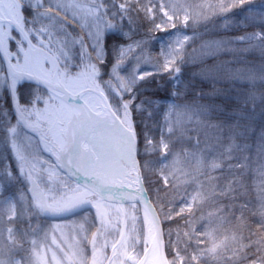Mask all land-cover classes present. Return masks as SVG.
I'll return each mask as SVG.
<instances>
[{
    "label": "snow or ice",
    "instance_id": "1",
    "mask_svg": "<svg viewBox=\"0 0 264 264\" xmlns=\"http://www.w3.org/2000/svg\"><path fill=\"white\" fill-rule=\"evenodd\" d=\"M139 2L140 0H22L19 5L20 27L9 28L10 35L4 38L3 24L0 22V58L6 60L8 65L3 74H0V96L7 91L11 113L15 116L13 120L8 107L0 108V114L6 115V123L0 131L5 134L17 162L19 175L33 186V190L40 188L39 192L33 193L31 210L27 208L32 217L24 218L21 215L17 216L16 220L8 221L17 223L24 219L29 225L23 229H6L8 233L6 239L13 245L12 251L23 253L18 259H13L11 264H48L49 259L53 264H89L88 255L85 254L81 241L74 243L65 241L61 247L56 244L53 236L52 244L62 254L58 260L55 252H51L49 256V250L42 251L41 245L29 236V233L38 230V226L34 228L30 223L34 216L40 213L53 217L75 214L78 210H87L89 205L95 208L92 222L98 217L100 223V231L93 235L90 242L86 236L82 237L85 243H91V264H138L140 260L134 251L135 246L130 248L128 241L123 237L116 242L103 239L97 246V236L116 230L115 224L108 219L112 215V210L98 193L87 187L83 190L77 188L71 195L59 200L46 194L50 185L63 183V177L58 171L60 167L65 166L64 156L67 150L64 145L55 141L51 146L44 143L43 137L41 146L44 151L55 157L54 162L34 156L27 149H21L22 140L26 138L25 128L32 127L22 126L23 119L17 107L23 101L21 89L28 86V81L46 80L47 83H51L48 78L58 76L61 79L93 81L103 79L109 86L116 82L117 87L122 89L119 98L123 100V96L129 97L128 101L123 103L126 110L137 114L143 113L150 120L159 117L158 139L149 141L147 137L144 138L149 154L160 152L166 160L169 155H177L171 150V144L175 141L169 138L175 137V140L186 141L192 148L182 147L180 155L192 159L197 164H203L208 171L220 174L211 179L220 180L225 173L231 174L224 185L222 194L225 197L235 193L237 188H245L242 177L249 174L250 170H254L259 178L260 198L264 201V127L256 145V161L248 155H236L237 152L250 148L246 143H238V140L242 139L246 132L254 131L245 122L249 120L250 113L255 111L258 103L261 105V114L264 115V91L260 90V87L264 86V64L258 69L254 64L249 65L240 61L243 67L229 69L224 65L233 61H226L217 65H205L195 74L201 79L239 81L243 89H246L243 101L240 96L223 94L221 97L220 90L215 87L209 92L194 91L195 83L189 79L185 84L181 80L182 68L177 66L184 63L183 52L199 35L195 32L198 25L206 26L212 19H216L219 24L214 28L224 32L245 26L243 18H229L236 7L235 3H230L225 8L223 0H220L219 11H213L214 6H217L213 0H204L200 4L185 0L186 6L168 3L167 7L172 11L169 15V12L165 11V3H161L160 0H146L148 7H137L134 14L133 5L138 6ZM157 6L160 9L159 17L162 23L174 31L169 32L167 28L162 30L165 35L172 37L167 42L165 52L162 53L163 62L152 65L155 71H142L141 69H145L148 64L144 56L147 41L143 38L137 39L142 27L138 14L143 12L144 21L154 26L147 33L150 35L152 30H161L160 24L154 23L157 19V12L154 10ZM238 6L241 10L244 9L243 0H240ZM53 8L57 11H52ZM81 9L83 12L78 16L77 12ZM58 12L64 15H58ZM68 16H71L74 23L67 19ZM177 25L180 27L177 28ZM69 28L72 29L71 33L68 31ZM187 28L193 29V36L186 34ZM109 32H116L119 35L109 37ZM109 40L113 41L112 45H109ZM236 43L248 44L249 51L259 50L264 60V31H255L242 36L205 41L199 50H194L199 54L193 57V61L204 63L207 59L231 54L237 50L227 46ZM173 44L175 46H172ZM221 71L224 73L222 76L219 75ZM164 74L170 77L168 83L175 85L174 88L167 89L165 100L178 101L189 93L194 96L193 100L190 102L185 100L183 104L172 103L165 108V105L158 104L154 99L156 95L139 98L138 89L144 81ZM36 91L34 88V95ZM217 98H221L223 102L217 103ZM204 100L209 102L203 103ZM41 102L42 98L36 100V103ZM229 102L235 107L230 106ZM189 132H194L195 135H189ZM12 179L14 177L10 165H6L3 175H0V190L3 193L4 183ZM2 198L5 203H9L7 196L3 194ZM20 199L24 197L21 196ZM243 207L244 205H241V208ZM59 228L58 224L51 225V232L54 233ZM79 230H84L82 225ZM3 231L0 230V236H3ZM18 233L26 237L30 249H24L23 244L16 240ZM45 236L48 239V233H45ZM150 250L145 249L146 253ZM183 259L180 258L179 264H183ZM193 259H196L195 255ZM0 264H4V261L0 260Z\"/></svg>",
    "mask_w": 264,
    "mask_h": 264
},
{
    "label": "trees",
    "instance_id": "2",
    "mask_svg": "<svg viewBox=\"0 0 264 264\" xmlns=\"http://www.w3.org/2000/svg\"><path fill=\"white\" fill-rule=\"evenodd\" d=\"M194 4L203 3L204 0H188ZM214 5H218L220 0H213ZM225 8L230 3H235L236 7L230 14V19L243 18L245 26L227 32L215 29L214 26L219 24V21L212 19L206 26L201 24L195 29L199 35L189 45L191 48H198L199 44L212 39H219L221 37H236L242 36L245 33L255 31H264V0H243L244 9L239 8L240 0H224ZM137 7L146 8V0H140L139 5H133L134 14ZM217 7V6H214ZM52 11H57L53 10ZM157 12V19L154 23L161 22L159 17V6L155 8ZM63 16L62 13H57ZM142 22L140 28V35L137 39L143 38L151 43L150 55L158 62L162 61V56L159 53V48L156 40L152 36L159 34V30H152L151 34H147L154 26L144 21V13L138 14ZM68 19V18H67ZM69 20V19H68ZM71 21V20H70ZM73 23V22H72ZM71 33L72 29H68ZM74 34V33H73ZM119 35L116 32H110L109 37ZM109 45L113 41H108ZM227 47L237 51L227 54L219 55L215 59H207L204 63L199 61H188L182 65L181 80L187 84L189 79L195 83L196 89L194 91L209 92L215 87L223 94L235 97L240 96L241 101L244 100V92L242 84L239 81L233 80L216 81L212 79H201L195 74L199 72L205 65H217L226 61H233V63L224 65L226 68L234 69L243 67L240 61H244L249 65H256L257 68L264 64L259 50L249 51V45L246 43H236L228 45ZM14 50V49H13ZM245 50V51H240ZM109 59H111V54ZM3 66V65H2ZM4 68L1 69L0 74H3ZM224 73H219L222 76ZM164 75H157L148 80V84L143 83L138 89L139 98L145 96L156 95L154 99H164L167 95V89L175 86L169 84ZM164 84L161 86L160 84ZM148 87V88H147ZM140 90V91H139ZM183 90V89H182ZM264 91V86L260 87ZM8 98H10L7 95ZM120 96L116 93L114 101L120 102ZM4 98V96L2 97ZM194 96L189 93L186 97H182L176 101L177 104H183L185 100L192 101ZM124 99V98H123ZM129 98H125L127 102ZM209 101L204 100L203 103ZM217 103H222L221 98H217ZM121 104V103H120ZM230 106L235 105L229 102ZM123 107V103H122ZM121 118L126 122L136 133V146L139 151V160L142 166L143 173L147 176L148 188L150 190L151 198L155 200L156 207L162 218L165 229L174 226L196 225V232L191 234L188 240V246L192 251H204L208 247L212 248V252L200 260L202 264H264V201L260 198L258 190L259 178L254 170H250L249 174L242 177L245 188H237L235 193H230L225 197L222 193L225 182L230 178L231 174L225 173L222 179L213 180L211 177L219 176L217 172L208 171L203 164H197L194 161L188 162L187 171H189V178L187 181L180 184H167L162 182V178L158 173V159L156 152L149 154L148 148L144 143V138H149L153 135V130H150L149 119L143 113L129 112L123 107ZM248 111V109H245ZM127 117V119L125 118ZM129 122V123H128ZM246 125L254 129L253 132H246L242 139L238 140L240 144H248L250 148L246 151L237 152L238 156L248 155L257 159L256 145L260 137L262 127H264V115L261 114V105L258 103L255 111L250 113V118L245 122ZM227 134V130H226ZM189 135H195L194 132H189ZM139 136V143H138ZM159 137L158 130L154 141ZM203 138V137H202ZM175 142L171 144V150L180 154L181 148L191 149V144L175 140V137L169 138ZM203 147V145H201ZM194 150V149H193ZM255 167V164H253ZM193 197H196L194 200ZM232 197H235L234 199ZM194 201L196 206L188 207L186 204ZM241 205H244L241 208ZM1 214V207H0ZM27 218L26 216H23ZM16 220V219H13ZM35 220V219H32ZM31 220V221H32ZM17 229L27 228L28 221L22 219L20 222L12 223ZM3 226L0 223V227ZM211 234V235H209ZM18 239L23 244H26V237L18 233ZM3 240L0 236V245ZM197 243V246L196 244ZM181 250V249H180ZM20 253L19 255H22ZM48 264H51L50 260Z\"/></svg>",
    "mask_w": 264,
    "mask_h": 264
},
{
    "label": "flooded vegetation",
    "instance_id": "3",
    "mask_svg": "<svg viewBox=\"0 0 264 264\" xmlns=\"http://www.w3.org/2000/svg\"><path fill=\"white\" fill-rule=\"evenodd\" d=\"M9 26L15 29V26L12 24H9ZM21 39L23 38L21 37ZM0 62L3 65L1 58ZM48 79L64 86L63 83L57 81V76H51ZM101 80L104 82L103 79ZM34 88L37 89L35 95L33 93ZM86 91L87 93H75V95H79L81 101L91 111L92 122L89 121L83 105L78 100L68 101L62 99L41 86L32 83H28L27 87L21 89L23 101L17 107L23 119L22 126L32 125L31 128L26 127L25 132L35 138L31 145L38 149L37 155L39 154L42 159L55 161V157L43 150L41 146L42 137L44 143L51 146L53 141H55L58 144L64 145L67 150V154L64 156L65 166L60 167L58 171V174L63 177V183L50 185L46 190V194L55 198L62 191L65 193L64 197H66L71 195L77 188L83 190L86 186L74 179L78 177L87 183L98 185V187L114 193L112 197L116 200L125 198L127 194L132 195L130 198L139 196L142 193V186H144L149 194V180L140 168L138 160L139 151L136 146V136L132 127L123 121L126 130L119 129L118 119L121 117L113 109L108 96L100 92L95 83H91ZM86 94H91L90 96L93 100L97 101L98 110H95L91 105L92 100L84 98ZM7 95V91H5L4 95L0 96V108L8 107L9 114L12 115V119L14 120L15 116L11 113L10 98ZM3 96L4 98H2ZM41 98L42 102L36 103V100ZM5 123L6 115L0 114V129L3 128ZM22 145L25 147L23 140ZM69 160L71 163H69ZM6 165H10L13 175L15 173L19 174L17 162L12 155L5 134L3 131H0V169L5 168ZM41 187H43V184H41ZM22 188L23 192H28L30 195H33L34 191H40V188L33 190V186L30 183L27 185L26 182L22 183ZM102 200L107 205H116L118 208L125 207L127 204H134L132 202H113L103 197ZM136 204L145 211L143 204ZM94 212V206L89 205L87 206V210H78L75 214L53 217L40 213L36 216L43 221L47 219V222L51 220H72L75 222L78 226L74 230L76 235L75 239L76 241H81V245L85 249V254L88 255L89 264H91V243H85L82 237L86 236L90 242V234L100 230L99 218L97 217L96 221L92 222ZM44 225H46V222H44ZM81 225L84 229L82 231L79 230ZM121 229L122 227H120V232ZM146 229L147 227L144 228V236L148 239L149 232ZM105 234L112 237L118 233L109 231L105 232ZM150 239L151 237L149 236L148 240ZM151 242L152 239L144 245L143 252L141 251V247L134 248L140 260L146 252L145 249L150 247ZM167 255L169 256L168 251ZM145 264H159L158 253L153 251L147 258Z\"/></svg>",
    "mask_w": 264,
    "mask_h": 264
},
{
    "label": "rangeland",
    "instance_id": "4",
    "mask_svg": "<svg viewBox=\"0 0 264 264\" xmlns=\"http://www.w3.org/2000/svg\"><path fill=\"white\" fill-rule=\"evenodd\" d=\"M161 3H165V11L169 12V15L172 14L171 9L167 7L168 3H171L173 5L175 4H182L186 6L185 0H160ZM20 3H22V0H0V22L3 24V35L4 38H7L8 35H10L8 29L10 28L9 23L5 20H14L16 22L21 21L20 17ZM148 6V4L146 3ZM216 5V4H215ZM219 5V4H218ZM214 7L213 11H219V7ZM223 6L225 7V2L223 0ZM151 7V5H150ZM227 8V7H226ZM53 10H56L53 8ZM197 10L198 9H194ZM83 12V9L78 10L77 15L79 16L80 13ZM63 14V13H62ZM180 17H183V12L180 13ZM71 22L72 21L71 16L67 17ZM161 30L159 34H156L152 36L153 40H156V44L159 48V53L162 56V53L165 52L167 42L172 39V37L165 35L164 32L162 31L163 29L167 28L169 32L174 31L171 29L167 24H164L159 22ZM180 25H177V28H179ZM197 28V27H196ZM195 28V29H196ZM185 32L188 36H193V29L192 28H187L185 29ZM110 33V32H109ZM108 33V34H109ZM203 43V42H202ZM199 44L198 48H191L190 46H187L185 51L183 52V59L184 63H187L188 61H192L194 56H198V51L194 50H199L201 47V44ZM150 45L151 43L147 41V47L144 52V56L148 60V64L145 69L146 71H155V69L152 68V65L155 63H158L153 57L150 55ZM172 46H175L174 44ZM171 58V57H170ZM163 61V57H162ZM198 61V60H197ZM21 62H23L21 58ZM194 62V61H192ZM183 63V64H184ZM183 64H178L177 66L182 67ZM3 68L1 62H0V71ZM166 80H170V77L165 74ZM51 77V76H50ZM152 78V77H151ZM149 78L148 80H150ZM148 80L144 81L143 83H146L145 85L148 84ZM57 81L63 83L70 91L73 93H87L86 89L91 83H95L97 85V88L99 89L100 92L104 93L105 95L108 96V98L111 100V105L113 106V109L121 116V113H123V107L122 103L126 102L125 98H129L128 96H123V100L120 102L114 101V97L116 95V92H119L121 94L122 89L117 87L116 82H113L112 86H109L108 83L105 81L102 82V80H91V79H68L64 78L61 79L60 77L57 76ZM142 83V84H143ZM141 84V85H142ZM161 86H164V84H160ZM172 85V84H171ZM175 86V85H174ZM148 88V87H147ZM6 91V90H5ZM140 91V90H139ZM4 95V94H3ZM91 94H86L84 95V98L87 100H92L91 105L94 107L95 110H98V103L96 100H93V98L90 96ZM158 104H163L165 105V108H167L168 105L172 103H177L176 101H173L172 99H156ZM121 103V104H120ZM127 119V117H125ZM150 120V119H149ZM159 117H156L154 120H150V130H153V135H150L148 140L149 141H154V137L156 136L157 130H158V135L159 133V124H158ZM129 123V122H128ZM35 140L31 135L26 133V138L23 139L24 146L21 143V149L25 150L27 149L32 155L34 156H39L37 155V148H34L31 143ZM30 143V147H29ZM173 152V151H172ZM175 153V152H173ZM157 156L159 157L158 159V165L156 164L158 168V173L162 178V182L167 185L174 183L175 184H180L181 182L187 181L189 178V171H187L188 167V162L193 161L190 158H185L183 155L176 154L175 156L169 155V157L165 160L164 156L160 152H156ZM41 157V156H40ZM42 159V157H41ZM178 161V162H174ZM195 162V161H194ZM197 163V162H196ZM5 168L0 169V175H3ZM14 179H12L10 182H5L4 183V193L2 190H0V207H1V214H0V223L3 225L0 227V230L3 231V236H1L2 243L0 245V260L4 261V264H11V261L13 259H18L20 257V253H16L12 251L13 245H11L8 240L6 239L7 237V228H13L16 229L15 225H12V223H9L8 221L11 219H16L17 216H28L29 218L32 217V213H28L27 208L31 210L32 208V200H33V195H30V193H25L23 192L22 188V183L26 182L28 185V181L24 179L22 176H20L18 173H15L13 175ZM31 185V184H30ZM32 186V185H31ZM3 194L8 197L9 203H5L3 197ZM64 194L62 191L59 195L55 196L54 199H62L64 198ZM11 195V196H9ZM23 196L24 199H20V197ZM188 207H192L194 204V201H191V203L186 204ZM33 206H34V201H33ZM111 210H112V215L109 217V219L112 220V222L115 224L116 230L113 232H116L118 234L113 235L112 237L107 234H103V236H97V246H99L100 242L103 239H107L112 242H116L118 239L121 240L123 237L128 241V244L131 248V246L135 247H141V251L143 250V247L145 244H147L153 236L154 230H153V225L150 223V219L148 214L145 213V220L147 222V231L149 232V236L151 237L150 240L149 236L148 239L145 238L144 236V228L145 224L143 223V216L144 214L141 212L140 207L138 204H127L122 211H120V208L116 205H109ZM193 206V207H194ZM122 213L125 214L126 216V221L124 223V226L126 229H121L120 232V222L122 220ZM48 216V215H47ZM33 219L30 221L32 227L36 228L38 226V230L34 233H29V236L31 239H35L38 244L41 245V250L48 249L49 250V256L51 255V252H55L57 259L59 260L61 258V252L56 248L54 244H52V237H55L56 244L61 245L63 247L65 241L67 243H74L76 241L75 239V233L74 230L78 228L77 224L73 222L72 220H51L50 222H47L48 220L45 219L40 220L37 216H34ZM44 222H46V225H44ZM60 225V228L56 230L54 233L51 232V225ZM188 225H183V226H174V227H169L165 229V237L167 240V251L169 254V259L171 264H179L180 258L183 257V264H202L200 263V260L203 259L207 253L209 254L212 252V248L208 247L204 251H192L190 250L188 246V240H190L191 234H194L196 232V225H192L187 221ZM144 225V226H143ZM150 228V229H149ZM100 231V230H99ZM45 233H48V239L45 236ZM97 233V232H96ZM96 233L90 234V238L92 240L93 235ZM121 235V236H120ZM82 236V235H80ZM77 238V237H76ZM16 240L19 243H22L18 239V234L16 236ZM23 244V243H22ZM197 246V243H195ZM24 249H30V244L27 242L26 244H23ZM181 249V250H180ZM143 252V251H142ZM141 252V253H142ZM195 255L196 259H193V256ZM51 264H53L52 260L49 259Z\"/></svg>",
    "mask_w": 264,
    "mask_h": 264
},
{
    "label": "water",
    "instance_id": "5",
    "mask_svg": "<svg viewBox=\"0 0 264 264\" xmlns=\"http://www.w3.org/2000/svg\"><path fill=\"white\" fill-rule=\"evenodd\" d=\"M7 21H9L11 24H13L16 27V29L20 27V24L16 23L13 20H7ZM2 61L4 63L5 68L7 69V67H8L7 61L3 60V59H2ZM28 82L35 83L41 87H44L45 89H47L48 91H50L51 93L57 95L58 97H60L62 99H66L68 101H74V100L80 101L81 104L83 105L85 112L88 115L89 121L92 122L91 111L83 103V101H81L79 95L73 94L71 91H69L68 89H66L62 85L55 83L54 81H51V83H47L46 80L39 81V82L33 80V81H28ZM118 125H119L120 130H126L125 126L123 125V123L119 119H118ZM74 179H76L78 182H80L84 186H87L88 188L92 189L93 191L98 193L104 199H107L110 201H120V202H124V203L128 202V201L129 202L142 203L146 207L148 214L150 216V220H151L153 227H154V235L152 238L151 245L149 247L151 250L148 251L147 253L145 252V254L141 258V260L138 262V264H145L147 258L149 257V255L153 251H156L158 253V263L159 264H169L167 254H166V249H165V238H164L163 224H162L161 218L159 216V213H158L155 205L153 204V202L149 199L148 193L146 192L144 186H142V193L137 197L133 196V198H130V196H132V195L127 194V196L125 198H121L120 200H115V198H113L112 196L109 195L112 192H108L106 189H104L102 187H98V185L96 186L94 184L87 183L86 181L82 180L80 177L74 178ZM61 216H63V215H61Z\"/></svg>",
    "mask_w": 264,
    "mask_h": 264
}]
</instances>
